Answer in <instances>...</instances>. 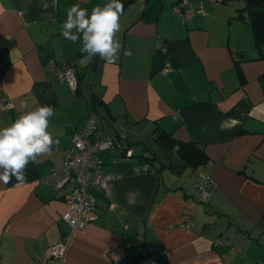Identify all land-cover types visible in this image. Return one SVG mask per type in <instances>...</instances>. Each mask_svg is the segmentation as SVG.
<instances>
[{
	"label": "crops",
	"instance_id": "obj_1",
	"mask_svg": "<svg viewBox=\"0 0 264 264\" xmlns=\"http://www.w3.org/2000/svg\"><path fill=\"white\" fill-rule=\"evenodd\" d=\"M231 1L187 0L186 8L204 12L191 18L176 13L179 0L136 1L121 15V51L109 64L61 34L71 7L91 13L108 0H0V83L14 106L0 113V128L47 105L55 110L49 131L59 140L27 166L26 183H0V264H264V59L239 19L243 0L228 18L233 33L224 16H214ZM68 65L81 77L78 92L57 78ZM93 102L103 135L133 132L135 157L98 153L115 176L116 208L108 210L97 194L98 219L72 230L62 220L70 188L58 192L56 185ZM160 132L203 147L208 163L193 170L175 153L164 154L154 141ZM136 143L143 150L149 144L157 157L149 172L135 171ZM198 174L210 178L208 204L196 195ZM65 238L67 252L55 261L48 249Z\"/></svg>",
	"mask_w": 264,
	"mask_h": 264
},
{
	"label": "built area",
	"instance_id": "obj_2",
	"mask_svg": "<svg viewBox=\"0 0 264 264\" xmlns=\"http://www.w3.org/2000/svg\"><path fill=\"white\" fill-rule=\"evenodd\" d=\"M182 6L175 9L176 13L183 17L191 18L195 13L204 14L202 10L193 11L185 6L187 0H182ZM51 62L50 67L54 68ZM168 64L165 71L171 69ZM57 78L61 84H66L72 92H78L79 80L73 67H61L57 72ZM13 104L4 96L3 86L0 83V113H9L13 110ZM103 126L98 113L91 111L87 116L82 128L75 133L72 146L65 151L62 167L63 177L58 181L56 188L63 192L70 188V210L65 212L62 220L70 229H83L88 224L96 221L98 215L97 194H101L109 202L108 210L116 208L113 195V182L115 176L104 171V161L98 153L108 150H116L122 156L130 159L133 155L132 149L128 147V137L131 133L128 129H122L115 134L103 135ZM137 173H146L149 166L144 165L135 168ZM210 178L205 174H198L195 184V192L202 204H208L212 198L209 190ZM184 226H191L189 211H184ZM68 247V239L65 238L48 249L49 256L55 261H61ZM135 264H157L154 259L140 258Z\"/></svg>",
	"mask_w": 264,
	"mask_h": 264
},
{
	"label": "clouds",
	"instance_id": "obj_3",
	"mask_svg": "<svg viewBox=\"0 0 264 264\" xmlns=\"http://www.w3.org/2000/svg\"><path fill=\"white\" fill-rule=\"evenodd\" d=\"M123 9L121 0H108L91 13L76 4L68 10L61 34L73 44L79 42L81 51L89 57L99 55L106 63H114L121 51L117 33L121 30ZM22 107L28 109L27 103ZM54 115V108L42 105L25 111L10 126L0 128V183L7 184L13 178L18 185L26 183L27 166L59 145L49 131Z\"/></svg>",
	"mask_w": 264,
	"mask_h": 264
},
{
	"label": "trees",
	"instance_id": "obj_4",
	"mask_svg": "<svg viewBox=\"0 0 264 264\" xmlns=\"http://www.w3.org/2000/svg\"><path fill=\"white\" fill-rule=\"evenodd\" d=\"M136 1L138 0H121V3L124 6L123 12L127 10ZM144 1L148 3L150 0H144ZM181 1L182 0H179V2ZM243 1L245 3V7L243 9L238 10L240 16L239 19L249 24V26L251 27L254 36L255 50L257 51L259 58L264 59V0H243ZM94 58L98 59L99 55L95 56ZM238 58L237 60H235V65L241 78L240 60H238ZM66 67H72V66L68 65ZM77 77L79 80V89H80L81 77L78 73H77ZM241 80H242L241 82L244 84L245 79L241 78ZM263 81H264V76H263ZM90 108H91L90 112L95 111L99 113L95 102L90 104ZM131 135H133L132 131L128 137V147L130 149H132V147L129 144ZM154 141L157 147L164 154L169 155L170 153H175L179 157V159L184 163L185 166L193 170H196L200 166L206 165L209 161V157L206 155L203 147L199 146L194 142L179 141L175 139L173 135L167 134L165 132L157 133V135L154 136ZM147 152L148 154L149 153L150 154L146 156L145 153ZM134 157L135 155L133 153L132 157L129 160H133ZM136 158H139L140 160V165L137 167L148 165L149 171L151 166L154 165L155 162L157 161V157L155 156L154 153L150 152L149 149H145L144 153Z\"/></svg>",
	"mask_w": 264,
	"mask_h": 264
},
{
	"label": "rangeland",
	"instance_id": "obj_5",
	"mask_svg": "<svg viewBox=\"0 0 264 264\" xmlns=\"http://www.w3.org/2000/svg\"><path fill=\"white\" fill-rule=\"evenodd\" d=\"M168 0H166V2H167ZM237 4H238V0H232L226 7H224V6H219L218 7V11H217V14H214V16H216V15H218V16H220V15H222V16H224V17H222L221 19H222V21H223V23H224V25H225V27H226V33L227 34H229V33H233V31L235 30V27H234V25L236 24L235 22V24H232V22L231 23H229L228 22V18H229V15H233V14H235L234 13V10H236L238 7H237ZM173 11H174V9H173ZM230 12H231V14H230ZM236 12V11H235ZM215 13H216V11H215ZM180 15V14H179ZM178 15V16H179ZM236 16H237V12H236ZM224 18V19H223ZM189 21V20H188ZM87 82V81H86ZM84 87H86V85L84 86ZM153 144V142H150V145H152ZM143 146L141 145V144H139V143H136V144H134V146H133V149L136 151V153L137 154H140V155H142L143 153H144V150H143V148H142ZM148 149H151V147L149 146V144H148ZM146 152V151H145ZM148 153V152H147Z\"/></svg>",
	"mask_w": 264,
	"mask_h": 264
}]
</instances>
